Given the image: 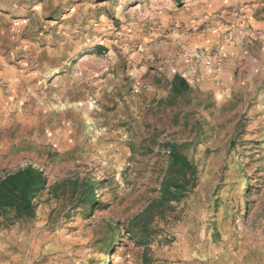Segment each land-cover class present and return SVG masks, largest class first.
Returning <instances> with one entry per match:
<instances>
[{
	"label": "rangeland",
	"instance_id": "rangeland-1",
	"mask_svg": "<svg viewBox=\"0 0 264 264\" xmlns=\"http://www.w3.org/2000/svg\"><path fill=\"white\" fill-rule=\"evenodd\" d=\"M167 141L196 183L137 242ZM27 164L0 264H264V0H0V179Z\"/></svg>",
	"mask_w": 264,
	"mask_h": 264
},
{
	"label": "trees",
	"instance_id": "trees-1",
	"mask_svg": "<svg viewBox=\"0 0 264 264\" xmlns=\"http://www.w3.org/2000/svg\"><path fill=\"white\" fill-rule=\"evenodd\" d=\"M189 89L188 81L178 74L172 78V90L179 94ZM232 144L233 141H230ZM167 153V166L161 178L158 196L153 199L138 215L140 226L134 229L132 237L135 241L143 243L148 236V224L156 215H161L170 202L177 201L187 191H190L196 183V167L180 150V146L174 142L163 144ZM72 193L77 201L75 207H79L87 217L96 202L92 184L81 183L77 180L71 182ZM45 179L43 171L29 164L8 173L0 179V213L12 212L18 219H31L34 216L32 200L37 192L44 187ZM110 224H105L106 239L115 233ZM115 238L108 242L109 247L114 244Z\"/></svg>",
	"mask_w": 264,
	"mask_h": 264
}]
</instances>
